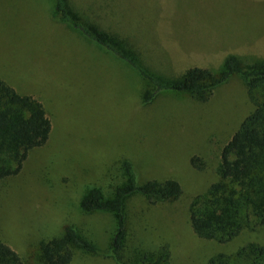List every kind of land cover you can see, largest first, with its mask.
Returning <instances> with one entry per match:
<instances>
[{
	"label": "rangeland",
	"instance_id": "374dc122",
	"mask_svg": "<svg viewBox=\"0 0 264 264\" xmlns=\"http://www.w3.org/2000/svg\"><path fill=\"white\" fill-rule=\"evenodd\" d=\"M66 2L76 20L126 42L147 71L168 82L180 79L192 66L219 76L233 52L241 53L236 58L243 68L264 67V56L243 54L250 47L236 35L246 29L235 24L244 21L234 23L233 16L199 10L200 0ZM55 6L56 0H0V78L21 94L37 90L57 97L125 98L115 104L124 114L132 112L119 124L124 135L133 133L135 144L127 160L138 183L171 177L183 186V194L174 201L150 203L139 195L128 200L125 259L140 250H157L163 239L170 245L172 264H208L220 253L230 256L229 264H244L234 254L249 242L264 244V226L219 243L193 233L187 209L214 180L223 147L254 109L245 78L231 75L206 103L176 90L157 91L145 102L155 90L152 84L113 51L54 16ZM225 32L236 35L231 38ZM27 95L43 101L51 97ZM193 156L205 160L206 173L196 174ZM119 162L32 149L19 174L0 180V241L26 264H36L41 243L73 225L99 252L74 248L70 264H118L102 252L111 246L117 229L114 213H86L81 201L93 186L107 196L126 181Z\"/></svg>",
	"mask_w": 264,
	"mask_h": 264
},
{
	"label": "trees",
	"instance_id": "16d2710c",
	"mask_svg": "<svg viewBox=\"0 0 264 264\" xmlns=\"http://www.w3.org/2000/svg\"><path fill=\"white\" fill-rule=\"evenodd\" d=\"M71 13L66 0H56L54 16L113 51L152 84L155 90L147 94L145 102L152 101L157 91L176 90L206 103L214 88L231 75L239 74L245 78L254 109L223 147L214 172L216 179L193 198L187 216L197 237L219 243H228L246 229L255 231L264 226V67L243 68L236 56L230 55L219 76L208 68L192 66L183 71L180 79L168 82L147 71L126 42L110 33L84 26ZM51 130L52 120L44 101L19 93L0 78V180L19 174L30 151L47 144ZM190 162L197 168V175L207 172V164L199 156L191 157ZM122 166L125 182L107 196L100 187L93 186L81 201V208L86 213L109 211L116 217L117 229L111 246L102 252L114 257L118 264H172L167 244L153 251H137L131 260L125 259L122 252L129 227L127 202L136 195L150 203L177 200L184 192L181 182L170 177L153 178L139 184L132 162L125 160ZM74 248L87 253L99 252L75 226L67 225L61 236L41 243L36 264H70ZM234 257L244 264H264V244L249 242L240 247ZM229 260L230 256L220 253L212 256L208 264H229ZM0 264L26 262L17 251L0 241Z\"/></svg>",
	"mask_w": 264,
	"mask_h": 264
},
{
	"label": "crops",
	"instance_id": "0c3cea01",
	"mask_svg": "<svg viewBox=\"0 0 264 264\" xmlns=\"http://www.w3.org/2000/svg\"><path fill=\"white\" fill-rule=\"evenodd\" d=\"M198 6L199 10L205 12L233 16L234 23L243 20L235 24L246 29L241 35L225 33L231 38L235 35L242 38L240 43L246 42L250 49L243 50V54L264 56V51L260 50L264 48V0H200ZM243 43L239 46H243ZM238 54L241 53L233 52L230 55ZM22 93L51 96L48 101L44 98V103L52 120V130L47 144L42 147L92 160L120 161L121 164L130 156L129 152L135 144L131 137L133 133L131 136L124 135L119 123L125 118L123 115L132 112L124 114L122 107L115 104L116 101L123 103L122 99L125 98L57 97L56 94L37 90ZM160 240L157 245L167 244L170 250L169 243Z\"/></svg>",
	"mask_w": 264,
	"mask_h": 264
}]
</instances>
